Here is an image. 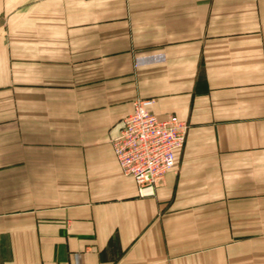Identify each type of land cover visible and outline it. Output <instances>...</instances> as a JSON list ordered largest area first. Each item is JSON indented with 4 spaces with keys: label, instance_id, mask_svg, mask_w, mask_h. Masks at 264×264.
Segmentation results:
<instances>
[{
    "label": "crops",
    "instance_id": "obj_1",
    "mask_svg": "<svg viewBox=\"0 0 264 264\" xmlns=\"http://www.w3.org/2000/svg\"><path fill=\"white\" fill-rule=\"evenodd\" d=\"M137 98L189 123L152 196ZM0 264H264V0H0Z\"/></svg>",
    "mask_w": 264,
    "mask_h": 264
},
{
    "label": "built area",
    "instance_id": "obj_2",
    "mask_svg": "<svg viewBox=\"0 0 264 264\" xmlns=\"http://www.w3.org/2000/svg\"><path fill=\"white\" fill-rule=\"evenodd\" d=\"M154 101L137 98L112 140L117 161L135 179L140 196L156 194L167 172L176 166V152L185 146L189 131V123L176 114L159 118L152 110Z\"/></svg>",
    "mask_w": 264,
    "mask_h": 264
}]
</instances>
